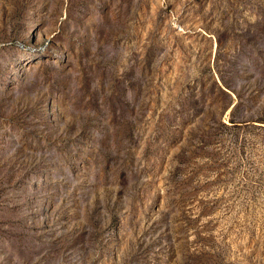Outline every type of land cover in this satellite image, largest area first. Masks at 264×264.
Here are the masks:
<instances>
[{"label":"rangeland","instance_id":"obj_1","mask_svg":"<svg viewBox=\"0 0 264 264\" xmlns=\"http://www.w3.org/2000/svg\"><path fill=\"white\" fill-rule=\"evenodd\" d=\"M0 264H264V0H0Z\"/></svg>","mask_w":264,"mask_h":264}]
</instances>
